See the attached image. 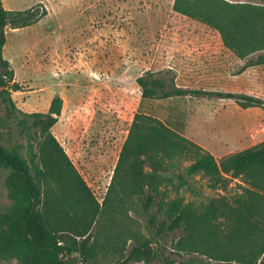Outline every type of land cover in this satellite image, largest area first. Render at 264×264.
<instances>
[{
    "label": "rangeland",
    "instance_id": "374dc122",
    "mask_svg": "<svg viewBox=\"0 0 264 264\" xmlns=\"http://www.w3.org/2000/svg\"><path fill=\"white\" fill-rule=\"evenodd\" d=\"M9 11L41 3L47 15L19 29L6 28L3 58L24 92L12 93L18 109L0 128V146L17 150L28 163L35 143L17 126L20 113H45L54 97L62 108L51 132L80 173L101 208L91 230L97 256L88 264H114L132 247L149 241L154 258L139 264H226V240L184 228L157 233L162 220L156 206L142 207L138 195L122 192L113 180L121 147L136 115L168 125L208 151L216 160L264 144V108H242L217 97L141 99L136 78L149 71L174 78L181 88L250 95L264 100V64L240 69L264 54V0H192L190 14L174 10L175 0H1ZM229 4V5H228ZM244 4L245 8L231 5ZM222 34L239 40L229 48ZM232 36V38H231ZM244 41V42H243ZM0 114L4 116V109ZM188 159L173 172L185 184L178 194L197 212L207 199L235 197L251 190V222L238 252L248 263L263 258L264 169L255 177L259 189L233 180L212 189L201 174L189 176ZM147 169V167H146ZM8 170L0 169V212L17 203L6 188ZM113 181V188L110 185ZM244 181V180H243ZM165 200L175 188L164 185ZM156 217V224L150 222ZM215 223L226 233V222ZM243 246V247H242ZM237 256V254H234ZM237 264L236 261L231 262ZM241 263V262H239ZM0 264H19L1 260Z\"/></svg>",
    "mask_w": 264,
    "mask_h": 264
},
{
    "label": "trees",
    "instance_id": "16d2710c",
    "mask_svg": "<svg viewBox=\"0 0 264 264\" xmlns=\"http://www.w3.org/2000/svg\"><path fill=\"white\" fill-rule=\"evenodd\" d=\"M193 3L192 0H175L173 8L188 15ZM236 6L245 8L244 4L230 7ZM46 15L41 3L24 11H9L0 0V110L4 109V116L0 114V128L7 127V122L18 112L11 94L24 92L23 86L16 82L9 62L3 58L6 28L31 26ZM221 35L229 48L240 47L238 39H230L229 34ZM260 64H264V54L248 60L240 70ZM135 81L141 99L217 97L233 100L242 108H264V100L254 96L181 88L176 86L174 78L166 79L149 71ZM61 108V98L54 97L45 113H20L17 120L20 132L35 143V156L33 154L29 163L17 150L0 146V169L8 170L5 186L17 198L15 205L0 212V261L88 264L97 256V247L91 243V230L101 208L51 132ZM179 159L190 160L185 173L189 176L201 174L212 189H226L238 179L259 189L261 187L254 180L264 169V144L216 160L208 151L163 122L136 115L121 147L113 176L119 190L138 195L145 210L156 206L157 214L163 216L158 223V234L184 228L189 238L195 230L214 235V240L221 235L226 240V257L222 260L228 262L226 264L233 261L250 264L238 248L247 228L257 229L251 222L254 193L241 187L243 193L240 195L217 201L207 199L201 204L203 210L197 212L194 202L184 201L178 194L179 187L185 184L182 175L173 172ZM168 184L175 188V197L166 201V194L160 187ZM112 188L113 181L110 190ZM220 217L226 222L224 235L215 223ZM150 222L155 225L156 217L152 216ZM260 254H264V248ZM154 257L149 241H145L132 247L124 259L114 264L147 263ZM254 260L253 264H256L258 258ZM258 264H264V256Z\"/></svg>",
    "mask_w": 264,
    "mask_h": 264
},
{
    "label": "crops",
    "instance_id": "0c3cea01",
    "mask_svg": "<svg viewBox=\"0 0 264 264\" xmlns=\"http://www.w3.org/2000/svg\"><path fill=\"white\" fill-rule=\"evenodd\" d=\"M224 1L227 2V3H230V4L239 2L237 0H224Z\"/></svg>",
    "mask_w": 264,
    "mask_h": 264
}]
</instances>
